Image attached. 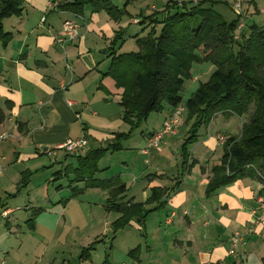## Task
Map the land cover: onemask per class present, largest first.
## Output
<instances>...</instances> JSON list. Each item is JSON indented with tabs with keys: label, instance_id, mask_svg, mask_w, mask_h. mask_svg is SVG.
Listing matches in <instances>:
<instances>
[{
	"label": "crops",
	"instance_id": "crops-1",
	"mask_svg": "<svg viewBox=\"0 0 264 264\" xmlns=\"http://www.w3.org/2000/svg\"><path fill=\"white\" fill-rule=\"evenodd\" d=\"M64 1L24 0L21 15L2 23L12 39L5 47L0 44V110L4 115L0 136L5 134L0 138V152L5 153L0 160L12 157L9 168L18 169L11 179L0 181V192L4 190L6 194L4 201L0 197V216L7 212L6 217H2L5 232L0 233V264H87L96 244L106 242V237H99L106 234L94 235L95 230L110 225L113 233L107 247L110 253L114 235L120 231L112 230L111 224L119 215L106 210L104 191L105 201L98 208L100 221L93 216L91 219L86 209L73 208L78 194L90 190L84 188L83 191V187H79L85 182L74 181L73 170L78 166V158L88 150L105 148L115 133L128 131L122 121L121 89L110 76L104 75L110 63L108 54L112 52L109 47L114 31L126 28L117 22L112 33L96 31L92 24L87 26L83 14L74 17L80 24L78 40L60 46L54 42V37L62 22L73 18L72 14L60 9L58 4ZM230 1H226L228 5ZM235 15L238 23H243V32H248L252 25L263 26L264 0H242L241 12ZM90 19L93 20L91 16ZM88 34L104 37L107 41L99 46ZM159 113L155 116L157 125L142 132L138 141L131 140L130 135L119 151L109 152L126 155L131 161L130 164L122 161L119 173L108 178L117 177L125 185L124 201L145 203L143 209L149 211L142 224L137 225L138 231L145 225L146 232L148 230L144 245L135 247L138 248L136 258L127 254L128 257L133 264H235L236 258L241 264H250V258L255 264H264V221L252 223L261 212L258 202L264 199L259 195L261 185L251 177H240L207 193L212 168L220 162L216 160L218 151L223 150L216 137H238L239 129L235 135L214 130L213 134L208 132L198 138L196 133L193 144L188 145L191 150L187 159L178 163L170 151L174 150L175 142L176 149L179 148L181 143L176 138L180 132L166 139L159 148L146 147L148 138L159 129L170 110L165 107ZM217 118H222L224 125L233 121L240 125L238 117L222 113L209 123L214 124ZM185 120L184 113L179 129L188 134L191 122ZM81 137L87 139L88 146L78 155L68 156L57 149L65 141ZM130 140L132 143L126 148ZM98 169L95 178L106 179L99 176L104 170L99 162ZM171 170L176 175L169 177ZM32 176L36 179L33 189L41 190L40 194L28 189ZM59 178H66L70 183L65 187L70 190L65 199L61 194L67 190L62 186L53 191L51 197V183ZM23 188L28 191L25 202L22 201ZM71 189L76 190V195H72ZM152 189L162 190L163 194L152 200ZM11 202L16 208L19 204L29 205V209L20 210L29 212L28 219L26 214L24 217L17 214L19 209L9 207ZM102 213L116 216L112 215L109 222ZM153 216L156 223L151 220ZM20 220H24V226L18 224ZM100 222L99 227L93 226ZM151 222L154 223L152 228ZM89 226L94 228L92 232L85 228ZM58 227H62L59 238L52 239ZM74 229L85 230L87 234L77 240L78 243L72 240L74 243L69 245L71 240L65 232ZM235 232L242 235L244 244H238L236 257H233L228 252ZM108 252L102 264H112ZM120 264H130V260L124 259Z\"/></svg>",
	"mask_w": 264,
	"mask_h": 264
},
{
	"label": "trees",
	"instance_id": "trees-1",
	"mask_svg": "<svg viewBox=\"0 0 264 264\" xmlns=\"http://www.w3.org/2000/svg\"><path fill=\"white\" fill-rule=\"evenodd\" d=\"M108 1L66 0L58 5L63 11L82 17L85 7L97 13L108 9ZM214 1H168L165 16L156 21L145 20L149 21L147 34L140 38V35L134 36L136 52L119 54L114 45L123 42L126 33L121 29L114 31L109 47L112 52L108 54L110 63L104 75L110 76L121 89L122 121L128 131L115 133L105 148L88 150L78 158V166L73 170L74 181H84L85 188L106 192V210L119 215L111 224L113 232L128 227L133 220L141 225L149 211L143 209L145 203L124 201L126 187L117 177L95 178L98 162L106 152L119 151L122 142L152 112H162L165 107L171 112L183 104L185 122H191L183 144L184 159L200 125L207 126L219 113L238 117L242 121L240 133L238 137L228 138L223 146L219 165L212 168L207 193L236 178L251 177L261 185L259 195L264 196V25H252L248 32H236L238 18L226 22L210 7ZM23 4L24 0H0L3 47L12 39V34L4 31L2 23L19 17ZM205 62L215 68L210 79L199 84L192 96L182 102L180 93L184 82L191 78L192 65ZM3 120L0 110V123ZM71 192L73 196L77 193L75 189ZM162 194V190L152 189L150 198L154 200ZM137 252L135 248L128 255L136 258Z\"/></svg>",
	"mask_w": 264,
	"mask_h": 264
},
{
	"label": "rangeland",
	"instance_id": "rangeland-1",
	"mask_svg": "<svg viewBox=\"0 0 264 264\" xmlns=\"http://www.w3.org/2000/svg\"><path fill=\"white\" fill-rule=\"evenodd\" d=\"M168 1H172V0H133L132 2H126V0H109L108 1L109 5L107 6L108 9H101L99 12L95 13L91 10L90 7L87 6L84 8L83 14L86 17L87 26L92 24L93 28L96 31H100V32L110 31L112 33L113 30L117 27V22L120 23V25L125 26L124 28L126 29L124 30V32H127L125 40L123 42L121 41L117 42L114 45V48L118 51L119 54L136 52L137 46L135 43L134 36L141 35V37H143L147 34V32L149 31L148 30L149 27H146V24H148L149 21H145V20L150 19L151 21L152 20L156 21L157 19H161L165 16L164 7L168 3ZM186 1L198 2L200 0H186ZM224 1H227V0H215L213 4L210 5V7L212 8L214 12L219 14L226 22L229 23L236 18V15L233 9L230 7V5H228ZM90 16L93 18V20L90 19ZM74 17L75 16L73 15V19H75ZM132 19H136V20H132ZM5 22L7 23V19H5ZM91 33L92 32L90 31V34ZM88 38H91L92 42L94 43L97 42L99 46L103 45L107 41V39H105L104 37L98 36L96 38L95 35L89 36V34H88ZM214 69L215 68L210 63H207V62L192 65L191 70H190L191 78L184 82L183 89L180 93L182 102L186 101L188 98L192 96V94L199 87V84L206 83L210 79V76L213 73ZM159 114L160 113L152 112L147 118V120L144 121L140 125L139 128H137L136 130L132 132L133 135L131 134L130 139L131 140L136 139L138 141L139 138L141 137L142 132L151 129L152 127H154V125H157V119L155 116H159ZM223 122L224 121L222 118H217L216 121H214V124L212 122V123H209L207 126L200 125L199 128L197 129L198 138H200L201 136L207 135L208 132L213 134L214 130L227 131L235 135V133H237L239 129V133H240V129L242 125L241 120H240V125L236 121H233L234 123H231L229 125H224ZM179 130L180 131L178 132H180V135L176 138V141H178L179 144L180 143L181 144L179 148L176 149L177 142H175L173 146L174 150L170 152L173 154V159H175L178 163H181L182 160H184V156H183L184 154L183 144L184 143L183 142H185V139L188 137V135L186 134V130H183L182 128ZM131 140H130V143L127 144L126 148L129 145H131L132 143ZM190 150H191V146L190 147L188 146L187 151H186L187 154L190 153ZM124 152L125 151H123V153ZM2 154L4 155L5 153L0 152V156ZM112 154L114 153L108 152L105 155H103L102 158L100 159L99 165L101 168L104 169L101 175H99L100 178H108L113 175H116V173H119L120 169L118 167L122 166V161H125L126 163L130 164L131 160L126 159V155H117V154L112 155ZM131 154L133 156L134 153H131ZM222 154H223V150L220 149L218 151V156L216 160L221 159ZM11 163H12V157L8 158L7 160H2V161L0 160V181L5 180L7 178L11 179L16 174L18 167L9 168V166L12 165ZM139 164H141V161L139 162ZM171 175H176L173 170L169 172V177H171ZM35 183H36V179L33 178V176L30 177L29 183H28V186H29L28 189L30 188L31 190H34L33 187L35 186ZM51 184H53V187L51 185V188H53V190H51V197H53V191L54 192L57 191L59 189V186H62L63 188H65V187H68L70 183L66 178H59L55 180L54 182H52ZM82 184L79 187H83V191H84L87 188H85L84 184L83 185ZM65 190L67 191L62 192L61 194L63 195V199L67 198L70 195V190L66 188ZM3 191L4 190H1L0 197L4 201L3 198L6 196V194L3 193ZM10 191H14V189ZM38 191L39 192H37V190L35 189L33 193L40 194L41 190H38ZM26 192H28L26 191V188H23L22 194H24L23 195L24 199L22 201L24 202L26 201V198H25ZM102 192L103 191L101 190L90 189V190H86L85 194L79 193L77 196L78 199L73 201L74 202V204H72V206H74L73 208L80 207V208L86 209L87 211L85 213L87 215L91 214V217H90L91 219L93 216L94 218L97 219L96 220L97 222L100 221L98 217L101 211H99L98 208H100L99 206H101L105 201V194H102ZM22 201H20V203H22ZM12 202L10 203L9 207L14 208L15 210L19 209V210H16V212H18L17 214L19 216L24 217L26 212L20 211V210H23L24 208H26V206L23 207L21 206L23 204H19L18 205L19 208H16L17 205H15ZM27 207L28 209L30 208L29 205ZM32 210H26V211H32ZM28 213L26 214V219H28V216H29ZM111 214L116 216L114 213H111ZM112 215H109V214L104 215V213H102L101 216H104L110 222V217H112ZM151 220H153L156 223V217L154 216L151 217ZM3 222H2V217L0 216V233L5 232V229L3 227ZM132 222L133 223H131L130 226L124 229H121L119 232H117L114 235L115 237L113 238L114 239L113 240V250L111 253L107 251L108 243L112 239V236H113V233L110 229V225L109 227L103 230L101 227H99L101 222L99 224L93 225V226L99 227L97 230H95L94 235H100V234L105 235L106 234V236L104 237L99 236L101 239H104L106 237L105 239L106 242H101V243L96 244L95 250L92 252V258L87 264H102V261L104 260V256L106 255L107 252L110 253V257H112V264H120L121 262H123L124 259H129L130 264H133L134 261L130 257H128L127 254L135 247L139 245H144V242H145L144 237L146 233L148 234V230L146 232V225H145L144 229H141L140 231H138L137 229L138 223L135 220ZM67 223L68 222H66L65 224ZM18 224H20V226H24L25 224L24 220L18 221ZM153 225L154 223L152 222L149 223L150 228H152ZM61 228L62 227H58L55 234L51 235L52 239L59 238V234L62 231ZM85 228L90 230L91 232L94 229V228H90V226L85 227ZM152 232L156 234L154 230ZM65 234H68V240H71L68 242V244L70 245L74 243L72 240H75L76 243H78L77 240L83 239L84 238L83 235L87 233L85 230L76 231L74 229V230L65 232ZM0 239H1V235H0ZM262 248H264V246ZM109 259H110L109 262H111V258ZM248 262L250 264H255L253 258H250Z\"/></svg>",
	"mask_w": 264,
	"mask_h": 264
},
{
	"label": "built area",
	"instance_id": "built-area-1",
	"mask_svg": "<svg viewBox=\"0 0 264 264\" xmlns=\"http://www.w3.org/2000/svg\"><path fill=\"white\" fill-rule=\"evenodd\" d=\"M196 2V1H195ZM241 4L242 0H231L230 7L236 14L241 12ZM135 23V22H134ZM243 23L237 24V30H242ZM80 24L76 19L70 18L63 21L60 31L54 37V42L60 46H64L65 44H69L75 42L79 38ZM234 38H237L235 36ZM185 113V109L183 106L179 105L170 112L167 118L161 123V126L158 130H156L147 140L146 147L147 148H159L166 139L175 136L178 133L180 122L182 115ZM5 134H2L0 138L2 139ZM217 142L220 146L226 145L227 137L223 135H218L216 137ZM88 141L85 137H81L78 139L67 140L63 144L59 145L57 149L63 150L66 154L75 155L81 152L83 149L87 148ZM259 209L261 212L257 216V218L252 222L253 224L262 223L264 221V199H259ZM28 209V207H26ZM2 217H6L7 212L1 213ZM244 244V239L241 234L235 232L231 236V249L229 250V255L236 257V249L238 244ZM235 264L239 263L236 258Z\"/></svg>",
	"mask_w": 264,
	"mask_h": 264
},
{
	"label": "water",
	"instance_id": "water-1",
	"mask_svg": "<svg viewBox=\"0 0 264 264\" xmlns=\"http://www.w3.org/2000/svg\"><path fill=\"white\" fill-rule=\"evenodd\" d=\"M41 149H42L43 151H45V150H46V147H42Z\"/></svg>",
	"mask_w": 264,
	"mask_h": 264
}]
</instances>
